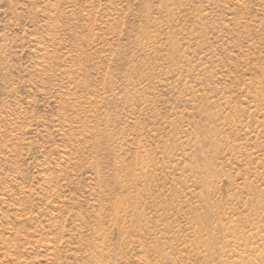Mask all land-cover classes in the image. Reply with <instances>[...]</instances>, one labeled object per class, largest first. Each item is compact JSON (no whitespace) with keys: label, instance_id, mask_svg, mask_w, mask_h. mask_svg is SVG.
<instances>
[{"label":"rangeland","instance_id":"rangeland-1","mask_svg":"<svg viewBox=\"0 0 264 264\" xmlns=\"http://www.w3.org/2000/svg\"><path fill=\"white\" fill-rule=\"evenodd\" d=\"M0 264H264V0H0Z\"/></svg>","mask_w":264,"mask_h":264}]
</instances>
